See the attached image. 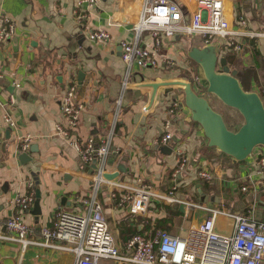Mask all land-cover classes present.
I'll return each mask as SVG.
<instances>
[{
	"label": "crops",
	"instance_id": "obj_1",
	"mask_svg": "<svg viewBox=\"0 0 264 264\" xmlns=\"http://www.w3.org/2000/svg\"><path fill=\"white\" fill-rule=\"evenodd\" d=\"M79 1L0 0V17L6 16L14 25L9 40L0 43V264H74L71 251L37 244L23 246L12 239L5 226L7 219L19 213L32 230L27 240L41 242L40 230L52 228L58 209L86 211L82 200L92 193L93 165L81 161L71 144L73 140L84 142L91 138L99 144L111 134L105 172L116 177L108 181L132 188L146 185L157 194H167L172 188L178 152L187 158L174 193L184 203L168 204L153 199L143 213L134 215L129 212V204L119 206L110 198V186L100 187L97 201L115 245L123 253L132 236L152 237L156 230L183 235L201 224L211 209L226 212L231 205L232 210L227 212L237 214L254 206L253 218L258 220L255 216L264 214V202H258V193L242 192L241 188L247 186L246 176L253 168L255 155L263 150L257 148L246 161L234 162L207 145L208 140L201 127L191 121L189 111L180 110L164 97V87L156 90L150 103L149 83L187 81L194 74L200 75L187 51L192 46H201V39L181 34L162 36L159 53L175 65L158 70L133 65L126 78L120 44L133 41L134 0H101L92 9L79 5ZM166 1L178 4L184 16L196 10L194 0ZM222 3L231 29L241 33L264 30V0H222ZM97 30L107 32L109 40H91L89 34ZM147 35L142 45L151 44ZM233 40L242 45V51L237 53L225 43L221 53L229 49L240 59L239 68L255 71L257 80L263 81L264 39L240 36ZM74 79L75 96L84 103V110L68 140L55 132V125L62 120L61 100ZM124 83L126 87L122 90ZM249 83L250 87H257L251 76ZM192 86L215 111L224 112L225 105L215 96L210 98L199 86ZM6 113L14 121V128L5 123ZM226 113L232 124L239 122L231 110ZM168 131L172 138L162 144L160 140ZM24 137L30 138L29 153L30 147L35 146L30 154L32 161L26 164L19 160L20 140ZM202 171L208 172L211 179L200 178L198 174ZM28 182L33 184L31 189ZM30 190L34 203L29 211L19 212L13 207V200ZM125 193L118 190V195ZM226 193L230 194L229 200ZM186 202L202 205L207 214L199 218L198 212L202 210L188 207ZM35 203L38 209L34 208ZM221 216L224 215L217 216L215 222L219 233L222 226L217 222ZM233 224L230 219L229 234ZM60 245L65 247L64 243Z\"/></svg>",
	"mask_w": 264,
	"mask_h": 264
},
{
	"label": "built area",
	"instance_id": "obj_2",
	"mask_svg": "<svg viewBox=\"0 0 264 264\" xmlns=\"http://www.w3.org/2000/svg\"><path fill=\"white\" fill-rule=\"evenodd\" d=\"M101 0H80L79 5L94 8ZM196 10L184 16L180 6L166 0H134L132 10L135 21L132 24L133 41L121 42V58L126 67V78L129 77L133 65L138 68H171L175 63L160 55L162 36H198L201 46L217 45V49L227 45L232 46L237 53L242 51V45L235 43L233 38L245 36L251 40L264 39V30L259 32L241 33L230 28L225 17L222 0H194ZM85 17V16H82ZM0 43L9 40L14 33V25L6 16L0 17ZM244 24L243 21L240 22ZM151 44H144L145 35ZM109 34L97 30L89 34L94 41H108ZM222 41V44L219 43ZM2 74L0 73V78ZM193 84L204 87L205 80L202 75L192 76ZM192 84V85H193ZM126 83L123 84V89ZM77 83L74 79L67 86L61 100V122L55 125V132L65 139L72 136L79 125L84 103L77 99L75 94ZM114 114H118V106ZM11 104L14 99L11 97ZM5 123L14 128L15 123L9 113L3 116ZM165 128L169 130V125ZM170 132L161 138V143L166 144L171 140ZM111 134L99 144L93 139L84 142L71 141L84 164L95 166L92 171V193L82 200L86 205L84 213H77L58 209L51 229L40 230L41 242L29 241L32 234L30 227L23 221L21 214L16 213L6 220L7 232L23 246L37 244L58 250H68L74 254V264H264V221L253 218L254 206L246 212L230 214L221 210H209L201 224L189 228L183 235H171L166 231L156 230L152 237L134 235L125 243V252H121L115 245L109 230L103 210L96 198V193L103 185L110 186V198L117 205L129 204V212L137 215L143 213L151 200H159L168 204L183 202L174 196L177 180L185 170L187 158L183 153L177 154L176 167L172 173V188L167 194H157L151 187L141 185L118 184L104 178L105 166L110 153ZM20 152L29 151L30 138H22ZM261 149V148H260ZM262 150V149H261ZM254 154V152H253ZM252 156V155H251ZM199 177L210 180L208 172H199ZM247 186L241 188L242 192L253 195L264 193V151L255 155L251 171L246 176ZM32 182L27 187L32 188ZM125 194L118 195V190ZM34 203L33 191L16 197L13 207L19 212H27ZM184 203V202H183ZM188 207L206 211L200 204L185 203ZM224 215L233 219L231 234H221L216 231L217 216ZM60 243H64L65 247Z\"/></svg>",
	"mask_w": 264,
	"mask_h": 264
},
{
	"label": "water",
	"instance_id": "obj_3",
	"mask_svg": "<svg viewBox=\"0 0 264 264\" xmlns=\"http://www.w3.org/2000/svg\"><path fill=\"white\" fill-rule=\"evenodd\" d=\"M187 57L201 70L207 84L206 92L215 96L226 107L236 110L243 119L241 126L236 131H230L222 116L210 106L204 96L193 89L190 80L149 83L152 88L150 103L154 100L156 90L164 87V97L174 102L180 110L186 108L189 111L191 121L201 127L208 140L207 145L231 157L234 162L246 161L256 148L264 151V103L259 94L242 88L239 80L227 69L226 59L218 55L217 45L192 46L187 51ZM34 147H30V153L19 156L22 164L32 161L30 154ZM103 176L107 180L116 177L115 174L107 173ZM259 197H263V193L258 194L257 198ZM63 201L64 198L62 205ZM34 208L38 209V203H35Z\"/></svg>",
	"mask_w": 264,
	"mask_h": 264
},
{
	"label": "rangeland",
	"instance_id": "obj_4",
	"mask_svg": "<svg viewBox=\"0 0 264 264\" xmlns=\"http://www.w3.org/2000/svg\"><path fill=\"white\" fill-rule=\"evenodd\" d=\"M219 43L220 44H222V41H219ZM218 55H220L221 56V51H220V48H218ZM197 68V70L199 71V73H200V75H201V70L199 69V67H196ZM203 76V75H202ZM205 85L204 86H207V84H206V82L204 83ZM264 84V83H263ZM252 88V90L251 91H255V92H257L258 93V89H257V87L254 85V87L252 86L251 87ZM200 91H202L205 95H207L208 93L207 92H204L203 91V89L201 88L200 89ZM209 96V95H208ZM212 94H210V98H212ZM214 97V96H213ZM262 101H263V103H264V99H262ZM213 105H214V103H213ZM225 109L223 110L224 112H217L218 114H220L221 116H222V118H223V120H224V123H225V125H226V127L230 130V131H235V130H237L238 128H239V126L238 125H241V123H243V119H242V117L240 116V114L236 111V110H234V109H231V108H228V107H224ZM229 110H231V112H233L232 113V115L233 116H237V118H239L238 119V121L239 122H237V123H235V124H232L231 123V121H230V118H229V116L227 115V113L226 112H229ZM239 116V117H238ZM237 120V119H236ZM236 122V121H235ZM234 123V122H233ZM239 191V190H238ZM237 196H240V194L239 193H237L236 194ZM225 198H226V200H229L230 199V194H225ZM264 202V197H259V199H258V202ZM230 210H232V207H231V205L230 206H228L227 208H226V212L227 211H229L230 212ZM199 213V218H202L203 217V215H206L207 214V212L206 211H199L198 212ZM194 216H195V213H194ZM194 216H193V218H194ZM255 218L256 219H258V220H264V214H262V213H257L256 214V216H255ZM192 221V219H189V221ZM229 224H230V219L228 218V217H224V216H221L220 218H219V220H218V222H217V225L218 226H222V229H221V233H223V234H229V232H230V226H229ZM113 237V236H112Z\"/></svg>",
	"mask_w": 264,
	"mask_h": 264
},
{
	"label": "trees",
	"instance_id": "obj_5",
	"mask_svg": "<svg viewBox=\"0 0 264 264\" xmlns=\"http://www.w3.org/2000/svg\"><path fill=\"white\" fill-rule=\"evenodd\" d=\"M229 51L230 50L228 49V50H224L223 51L224 53L223 52L221 53V56H223L226 59L227 69H229L230 73H232L239 80L240 85L242 86V88L245 91H251V87H250V83H249L250 76L255 78V80L257 81L256 85L258 87V94L261 97V99H264V84H263L264 80L259 82L257 80V77H256V72L253 70H249L248 68H246V69L245 68H239L238 66L240 65V59L235 54H233L232 52H229ZM193 64L195 67H198L194 62H193ZM188 80H190L191 83L193 82L192 77H190ZM202 89L204 92H206V86H204ZM170 212L173 215L174 214L177 215V213L175 211H170Z\"/></svg>",
	"mask_w": 264,
	"mask_h": 264
}]
</instances>
